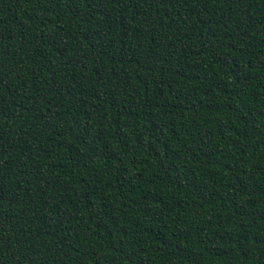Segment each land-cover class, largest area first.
<instances>
[{
  "label": "trees",
  "instance_id": "obj_1",
  "mask_svg": "<svg viewBox=\"0 0 264 264\" xmlns=\"http://www.w3.org/2000/svg\"><path fill=\"white\" fill-rule=\"evenodd\" d=\"M0 264H264V0H0Z\"/></svg>",
  "mask_w": 264,
  "mask_h": 264
}]
</instances>
